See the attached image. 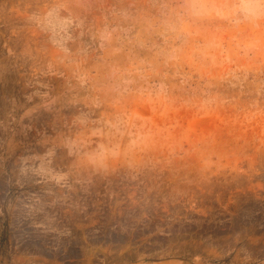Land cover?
Listing matches in <instances>:
<instances>
[{
	"label": "rangeland",
	"instance_id": "1",
	"mask_svg": "<svg viewBox=\"0 0 264 264\" xmlns=\"http://www.w3.org/2000/svg\"><path fill=\"white\" fill-rule=\"evenodd\" d=\"M251 2L0 0V264H264Z\"/></svg>",
	"mask_w": 264,
	"mask_h": 264
},
{
	"label": "clouds",
	"instance_id": "2",
	"mask_svg": "<svg viewBox=\"0 0 264 264\" xmlns=\"http://www.w3.org/2000/svg\"><path fill=\"white\" fill-rule=\"evenodd\" d=\"M246 14L250 17L264 16V0H252L244 6Z\"/></svg>",
	"mask_w": 264,
	"mask_h": 264
}]
</instances>
